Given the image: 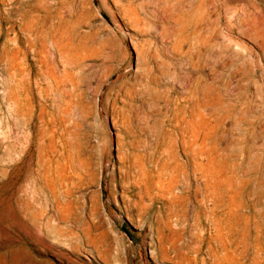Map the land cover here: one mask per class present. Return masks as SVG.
Instances as JSON below:
<instances>
[{"label":"rangeland","instance_id":"rangeland-1","mask_svg":"<svg viewBox=\"0 0 264 264\" xmlns=\"http://www.w3.org/2000/svg\"><path fill=\"white\" fill-rule=\"evenodd\" d=\"M55 1L81 43L73 68L48 46L32 59L20 3L10 12L0 0V264H151L167 218L178 249L193 256L200 239L198 264H243V251L246 264H264V0ZM195 134L214 158L209 171L234 178L241 237L227 210L195 207L192 178L173 216L162 184L194 171ZM55 150L83 175L69 246L52 238L36 174Z\"/></svg>","mask_w":264,"mask_h":264},{"label":"bare ground","instance_id":"bare-ground-1","mask_svg":"<svg viewBox=\"0 0 264 264\" xmlns=\"http://www.w3.org/2000/svg\"><path fill=\"white\" fill-rule=\"evenodd\" d=\"M17 3H20L21 7L16 12L15 18L20 30L26 34V46L32 59L33 57L40 58L43 49L48 46L54 56L63 60L64 64L69 68H73L80 58L82 50L79 45L81 43L77 42L78 35L75 32L61 28L57 8L53 6L56 5V1L10 0V12H14L13 5ZM49 77L53 80L54 85L58 87L60 80L53 74H50ZM193 138L191 154L188 156H191L194 161V171L191 173H186L185 171L172 172L162 184V188L170 197L168 203L173 207V216H179L178 212H182L186 194L190 191L189 181L192 178L200 198L197 200L196 194L193 197L196 203L195 207H198V210L205 209L214 216H217L223 209L227 210L234 228L236 231L238 229V236L241 237L247 228L245 227L246 222L245 224L242 223L245 215L242 213L244 207L240 202V194L234 188L235 186L232 185L234 178H226L223 182L219 180L214 168L209 171L208 166L215 164L214 158L206 153L202 138L198 137L197 134ZM185 156L188 158L187 154ZM36 166V174L41 171L43 189L47 199L50 201V207L46 214H49L48 219L54 222L51 228L48 227L51 230L52 238L69 246L75 236L71 224L77 208V185L82 181L83 175L64 169L56 150L40 158ZM180 179L186 181L185 185L182 184L184 188H179ZM222 187H225L224 190H222ZM178 190L179 192L177 193L176 191ZM227 194H230L231 197L228 198ZM164 201L162 202L163 205ZM220 208L222 209L220 210ZM31 218L34 221L41 222L43 216L40 212H31ZM168 221L169 219L167 218L165 222H162V225L156 228L157 243L149 255L151 264H198V255L200 254L202 243L200 239L197 247L198 252L193 251L194 255L190 256L186 250L177 248L176 243L180 239V234L172 228ZM211 226L215 236L221 237L222 232L218 221L212 222ZM236 231L235 235H237ZM220 240L222 239L220 238ZM244 253L243 251L240 260L244 261L243 264H246L249 256L246 257ZM226 262L227 264H240L237 257L233 261L226 260ZM146 264L150 263L146 262Z\"/></svg>","mask_w":264,"mask_h":264}]
</instances>
